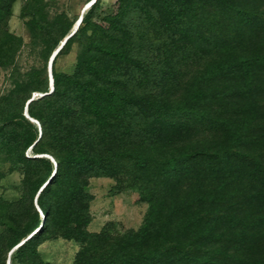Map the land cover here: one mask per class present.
<instances>
[{
    "label": "trees",
    "instance_id": "16d2710c",
    "mask_svg": "<svg viewBox=\"0 0 264 264\" xmlns=\"http://www.w3.org/2000/svg\"><path fill=\"white\" fill-rule=\"evenodd\" d=\"M16 1L0 0L5 69ZM23 1L41 65L0 96V179L23 170L22 196H0V264H48L39 246L60 237L71 264H264V0H95L51 76L79 17ZM92 177L147 203L138 228L88 230Z\"/></svg>",
    "mask_w": 264,
    "mask_h": 264
},
{
    "label": "rangeland",
    "instance_id": "374dc122",
    "mask_svg": "<svg viewBox=\"0 0 264 264\" xmlns=\"http://www.w3.org/2000/svg\"><path fill=\"white\" fill-rule=\"evenodd\" d=\"M50 16L66 12L71 18H78L83 10L89 8L91 0H46ZM115 0H101V10L109 12ZM23 0H17L13 7V15L9 21V29L15 35L23 39V45L19 51L14 68L0 67V96L5 94L11 87L15 70L24 73L32 66H40L39 47L33 45L26 22L28 17H21L20 10ZM92 4V3H91ZM78 43H74L71 49L59 55L56 61L58 70L72 73L77 55ZM50 75V69L48 67ZM34 97L41 96L34 93ZM31 156V152H27ZM5 175L0 179V196L8 201L19 199L23 193V170L18 165L12 170L8 166L3 167ZM46 182L43 181L42 185ZM88 189L92 194L90 202L91 221L88 230L99 232L104 227H110L116 231L138 228L145 216L148 205L146 202L138 201L137 194L125 188L121 182L114 177H92L88 181ZM40 217L42 219L41 213ZM44 259L48 264H71L76 255L79 244L64 238L48 239L39 246ZM8 264L10 261L8 260Z\"/></svg>",
    "mask_w": 264,
    "mask_h": 264
},
{
    "label": "water",
    "instance_id": "95a60500",
    "mask_svg": "<svg viewBox=\"0 0 264 264\" xmlns=\"http://www.w3.org/2000/svg\"><path fill=\"white\" fill-rule=\"evenodd\" d=\"M95 0H91L90 3L94 2ZM90 5V4H89ZM84 12V10H83ZM83 12L81 13V15L79 16L78 20L76 21V23L74 24L73 26V29L71 31V33L61 42L60 46L52 53L51 57H50V60H49V69H50V76H51V64H52V61L54 59V57L56 56L57 52L59 51V49L62 47V45L65 43V41L76 31L79 23L81 22V19H82V14ZM50 87L51 89L53 88V80L52 78L50 79ZM24 115L29 118L31 121H34L32 118L29 117L28 113H27V107L25 108V113ZM37 123V122H36Z\"/></svg>",
    "mask_w": 264,
    "mask_h": 264
}]
</instances>
